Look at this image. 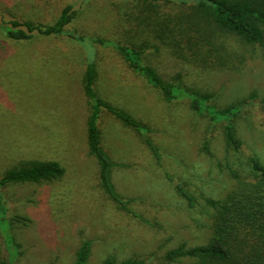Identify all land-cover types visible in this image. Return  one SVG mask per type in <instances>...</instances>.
Masks as SVG:
<instances>
[{"label":"rangeland","instance_id":"1","mask_svg":"<svg viewBox=\"0 0 264 264\" xmlns=\"http://www.w3.org/2000/svg\"><path fill=\"white\" fill-rule=\"evenodd\" d=\"M68 4L78 10L68 29L143 46L145 63L167 80L210 93L217 106L248 101L234 121L241 148L227 147L223 123L196 115L186 99L165 101L113 48L96 46L97 94L145 123L159 153L156 158L135 129L103 114L112 182L138 216L119 208L100 186L86 146L85 48L65 35L10 41L1 21L49 24ZM199 45L211 65L199 60ZM252 156L264 163L263 46L206 26L175 0H0V171L33 157L56 159L66 169L58 180L2 190L9 217H22L11 229L21 245L16 264H73L84 240L91 241L86 264H103L108 256L193 264L167 253L210 242L215 211L206 199L222 200L239 181L253 180ZM177 184L192 194L193 206ZM2 252L0 244V258Z\"/></svg>","mask_w":264,"mask_h":264},{"label":"trees","instance_id":"2","mask_svg":"<svg viewBox=\"0 0 264 264\" xmlns=\"http://www.w3.org/2000/svg\"><path fill=\"white\" fill-rule=\"evenodd\" d=\"M126 1V0H125ZM147 5H157L171 0H136ZM188 4L193 18L206 26L231 33L247 44H258L264 47V0H175ZM78 10L72 5H65L57 18L49 24L30 20L10 18L5 32L10 41H26L36 36L65 35L85 48L86 67L83 75V91L88 102L85 139L88 153L97 164V179L105 194L119 208L138 216L128 207V201L116 191L112 182L114 162L102 145L100 123L104 113L112 114L123 124L135 129L156 158H159L157 147L149 133L151 129L134 118L122 108H118L102 99L95 89L97 69L94 61L95 47L113 48L135 73L159 91L167 102L186 99L191 109L198 116H206L212 125L223 123L224 138L227 147L234 151L241 148V141L236 135L234 121L241 115L248 101L237 100L225 106L213 103L208 92L187 86L182 82L165 79L155 67L144 62L145 49L134 43H126L111 38L86 35L78 30H71L67 25L77 16ZM196 24V23H194ZM197 39V38H196ZM196 45V42L194 44ZM209 49L208 52H211ZM199 60L209 65V54L199 49L195 51ZM218 53L213 55L222 62ZM214 57V58H215ZM212 60V59H211ZM254 97V94L251 95ZM207 148V146H205ZM253 180L239 181L237 187L222 200L207 198V203L214 209L213 233L208 244L185 247L180 245L167 253L168 259L180 257L192 258L193 264H264V163L256 157L249 158ZM65 167L56 159L26 158L14 162L0 171V244L2 257L0 264H16L21 254L20 243L12 234V224L22 217H9V208L5 204L2 190L13 184L42 183L58 180L64 176ZM232 175L238 178L236 172ZM177 191L188 202L194 205V197L182 185H176ZM91 250V241L84 240L79 246L73 264H86ZM103 264H145L138 258L117 261L108 256Z\"/></svg>","mask_w":264,"mask_h":264}]
</instances>
